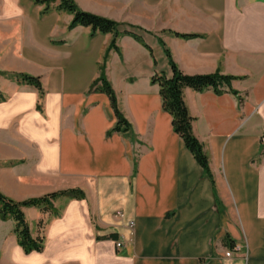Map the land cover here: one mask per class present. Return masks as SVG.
Returning <instances> with one entry per match:
<instances>
[{
  "label": "crops",
  "instance_id": "obj_1",
  "mask_svg": "<svg viewBox=\"0 0 264 264\" xmlns=\"http://www.w3.org/2000/svg\"><path fill=\"white\" fill-rule=\"evenodd\" d=\"M77 1L125 23L122 30L149 47L124 34L110 49L112 33L70 29L66 11L0 0V69L39 76L44 89L41 97L35 86L0 76V189L18 200L85 193L58 198L60 216L25 208L47 241L30 254L16 245L24 261L17 260L264 264V0ZM165 47L186 74L238 77V94L184 90L214 181L175 132L152 82L156 72L172 74ZM106 55L127 132L109 133L117 123L110 98L91 89ZM235 244L241 250L226 257Z\"/></svg>",
  "mask_w": 264,
  "mask_h": 264
},
{
  "label": "trees",
  "instance_id": "obj_2",
  "mask_svg": "<svg viewBox=\"0 0 264 264\" xmlns=\"http://www.w3.org/2000/svg\"><path fill=\"white\" fill-rule=\"evenodd\" d=\"M35 1L38 4L45 5L44 13L48 12L51 8H56L57 10L66 11L72 14L73 18L69 25L70 29L78 25H83L90 27L92 34H95L96 32L103 34L112 33L113 39L110 44V49H119L117 43L118 38L124 34L132 35L137 40L149 47L144 42L143 38L136 32L128 29L122 30L123 26H127L125 23H121L114 19L84 10L76 3L75 0ZM128 26L143 30L140 27H135L132 25ZM169 32L184 38L198 36V34L195 33H179L176 31ZM165 52L169 60L172 74L169 76L165 71L156 72L152 76V82L154 84H158L160 87L162 106L165 111L171 114L172 124L175 132L179 134L184 140L185 145L192 152L198 163L202 166L206 175H208L214 181L210 166V156L205 149L204 144L199 140L194 132V117L191 115L186 104L184 90L187 87L197 91H203L205 89L212 88L218 94H222L224 92L238 94L239 92L232 87V81L238 77L234 75L223 74L220 71L208 74H186L176 64L168 47H165ZM106 62L107 55L105 56L104 62L100 65V76L94 80L91 89L105 92L110 98L111 105L117 116V123L109 133L115 131L127 132L130 130L131 125L125 118L123 112L120 110L117 94L111 82L107 78ZM0 74L20 83H27L35 86L40 91L41 97H43L44 89L39 76L25 72L9 71H0ZM38 107L41 108V105L38 104ZM62 196L82 199L85 198V193L82 189L74 188L51 192L38 197H30L24 200H15L0 191V217L2 220H14V233L16 235L17 244L26 254H30L33 251L43 252L46 247L47 238L42 231H39L36 235L33 233L31 224L27 219L24 209L28 207H36L44 212L50 211L55 216H60L61 211L55 207L54 202ZM40 224L43 223L41 222ZM231 242L232 244L234 243L233 241Z\"/></svg>",
  "mask_w": 264,
  "mask_h": 264
},
{
  "label": "rangeland",
  "instance_id": "obj_3",
  "mask_svg": "<svg viewBox=\"0 0 264 264\" xmlns=\"http://www.w3.org/2000/svg\"><path fill=\"white\" fill-rule=\"evenodd\" d=\"M75 1L80 6L78 1L77 0H75ZM53 5H55V4H53ZM170 31H172V30H170ZM0 71H4V70L0 69ZM0 76H3V75L0 74ZM262 141L264 142V140H262ZM0 191L2 193H4L5 195L13 198L12 196L6 194L3 190L0 189ZM13 199H15V198H13ZM15 200H18V199H15ZM27 216H28V218H27L28 220H30V221L33 220L30 213H28ZM134 226H135V224H134ZM31 227H32L33 233L36 235L39 232L37 230V227H33L32 225H31ZM14 228H15V222L13 219L2 220L0 217V264H22L18 260L24 261L20 255L19 256L17 255V252L14 253V251H13V248L16 245H18L17 240H16V235L14 233ZM235 245H237V244H235Z\"/></svg>",
  "mask_w": 264,
  "mask_h": 264
},
{
  "label": "built area",
  "instance_id": "obj_4",
  "mask_svg": "<svg viewBox=\"0 0 264 264\" xmlns=\"http://www.w3.org/2000/svg\"><path fill=\"white\" fill-rule=\"evenodd\" d=\"M262 140H264V133L262 135ZM116 214L118 216H122V212L121 211H118ZM134 224H135L134 220H130L129 222H127L126 225L132 231L134 229ZM122 245H123V241L121 239H118L116 241V246L117 247H121ZM239 250H241V247L239 245H235L233 249H230V250L226 251L225 256L226 257H231L235 251H239Z\"/></svg>",
  "mask_w": 264,
  "mask_h": 264
}]
</instances>
